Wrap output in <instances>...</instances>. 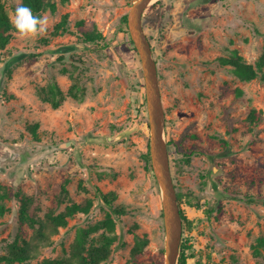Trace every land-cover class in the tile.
Listing matches in <instances>:
<instances>
[{"label": "rangeland", "instance_id": "obj_1", "mask_svg": "<svg viewBox=\"0 0 264 264\" xmlns=\"http://www.w3.org/2000/svg\"><path fill=\"white\" fill-rule=\"evenodd\" d=\"M43 2L46 33L20 39L12 29L0 50V186L8 209L0 217V255L16 242L30 247L27 264L67 259L85 230L87 244L99 245L101 234L114 238L100 264H164L142 68L122 24L134 0ZM0 3L9 20L21 0ZM64 15L66 30L56 32ZM143 20L186 217L179 257L184 264H264V248L253 249L264 237V82L242 80L220 62L258 60L264 0H153ZM90 31L99 36L86 43ZM101 193L113 195L109 204ZM26 200L31 223L19 220ZM73 204L84 210L65 226L50 225L49 217ZM108 216L112 231L103 225ZM137 239L145 244L134 262Z\"/></svg>", "mask_w": 264, "mask_h": 264}, {"label": "trees", "instance_id": "obj_2", "mask_svg": "<svg viewBox=\"0 0 264 264\" xmlns=\"http://www.w3.org/2000/svg\"><path fill=\"white\" fill-rule=\"evenodd\" d=\"M21 4L31 8L33 14L37 16H40L41 11L46 7V4L43 2V0H21ZM48 6L52 11L55 8L53 4H50ZM66 21H67V15H64L61 18V21L55 26L56 32L66 30L65 28ZM122 24L124 25L125 32L128 33L126 26V15L122 17ZM12 29L13 28L8 20V17L3 10V5L0 3V50L3 49L9 43V40L11 39L12 36L11 34ZM83 36H84L83 39L84 42L92 43L93 41L96 40L99 34L95 33L94 31H90V32H85ZM71 49L72 48H68L67 51ZM220 62L224 65L233 66V71L242 80L248 81L260 76L261 80L264 82V48L260 57L258 58V60L255 62L254 65L246 64L242 62V59L238 56H235V58H231V59L221 58ZM56 93L62 94L61 90L58 88ZM53 95H54L53 97H56V94ZM53 106L55 107L59 106V102L58 101L53 102ZM34 132L35 131H33V133ZM166 143L168 146L169 142ZM146 158L147 161L149 162L150 161L149 154L146 155ZM150 171L152 170L150 169ZM158 192L160 194L159 187H158ZM108 195H112V194L101 193L103 201L107 204L110 203V199ZM6 196L7 193L5 191H2L0 186V217H3L8 210L6 205L3 203V199ZM83 210L84 209L81 208L79 205L73 204L72 206L67 207L65 212L60 213L56 216H51L48 218V220L51 222L50 225L55 228L58 226H65L67 224L66 219L68 216ZM180 214H181L182 222L183 221L185 222L186 217L181 211V209H180ZM19 220L21 223L33 222L32 217H30L28 214L27 200L22 201L20 205ZM103 225H105V228H108L110 231H112L114 227L113 219L110 216H108L106 222H104ZM88 233L89 232L85 230H80L78 232L73 247L71 248V255L69 258L60 259V260L45 259L40 264H72L73 261H75L77 264H100L101 262L106 261L110 257L111 245L114 242V238L111 236H106L105 234H101L99 245L87 244ZM144 244H145L144 240H140V239L136 240L135 245L130 252L131 259H133L132 261L135 262L137 260L138 255L140 254V252L144 247ZM261 247L264 248V237L259 238L257 240V243L253 246L254 253L256 255L259 254V248ZM30 257H31L30 247L28 245H25L24 247L23 246L20 247L16 242H14L10 246V251L7 255H0V264H27V261L29 260ZM184 263H185V257L182 252L178 259V264H184ZM126 264H130V262H127Z\"/></svg>", "mask_w": 264, "mask_h": 264}, {"label": "water", "instance_id": "obj_3", "mask_svg": "<svg viewBox=\"0 0 264 264\" xmlns=\"http://www.w3.org/2000/svg\"><path fill=\"white\" fill-rule=\"evenodd\" d=\"M153 0H134L126 14L130 40L139 56L146 108L149 120V157L151 169L161 192V205L165 233L164 264H177L182 238V218L174 185L170 157L165 141V111L161 88L148 36L144 29V12Z\"/></svg>", "mask_w": 264, "mask_h": 264}, {"label": "clouds", "instance_id": "obj_4", "mask_svg": "<svg viewBox=\"0 0 264 264\" xmlns=\"http://www.w3.org/2000/svg\"><path fill=\"white\" fill-rule=\"evenodd\" d=\"M9 20L15 30L14 35L20 39L42 36L49 26L47 15H34L32 9L23 4H18L15 10L9 13Z\"/></svg>", "mask_w": 264, "mask_h": 264}]
</instances>
